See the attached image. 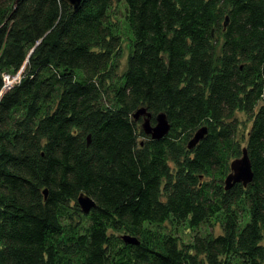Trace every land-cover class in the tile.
Here are the masks:
<instances>
[{"label":"trees","instance_id":"obj_1","mask_svg":"<svg viewBox=\"0 0 264 264\" xmlns=\"http://www.w3.org/2000/svg\"><path fill=\"white\" fill-rule=\"evenodd\" d=\"M237 110L253 178L225 190ZM214 219L182 246L152 227ZM0 264H264V0H0Z\"/></svg>","mask_w":264,"mask_h":264},{"label":"water","instance_id":"obj_2","mask_svg":"<svg viewBox=\"0 0 264 264\" xmlns=\"http://www.w3.org/2000/svg\"><path fill=\"white\" fill-rule=\"evenodd\" d=\"M73 9H76L81 0H63ZM17 2V0H16ZM228 18H225L223 26L225 27ZM134 120H140V128L145 136H149L151 139H160L165 136L169 129L170 123L164 112L160 111L154 115V123H151V114L145 107H139L132 114ZM207 133L206 126H200L187 141V149H192ZM86 142H90V134L86 136ZM253 171L251 168V163L247 154L245 147L241 148V155L233 160L229 164V172L225 175L223 179V186L225 190L231 188L234 184L241 183L242 186H246L252 181ZM44 198L47 196V190L43 189ZM77 204L79 208L87 213L94 205V200L84 193H80L77 196ZM125 243L138 244V240L135 237L128 235L122 236Z\"/></svg>","mask_w":264,"mask_h":264},{"label":"rangeland","instance_id":"obj_3","mask_svg":"<svg viewBox=\"0 0 264 264\" xmlns=\"http://www.w3.org/2000/svg\"><path fill=\"white\" fill-rule=\"evenodd\" d=\"M112 12L116 13L115 16H113V18L117 20L118 33L121 37V43H120L121 52H120L119 57L114 59L116 72L118 75H120L126 69V57L129 52V42H128L129 33L127 31L125 23L123 22V15H122L123 5L114 4L112 8ZM214 39L217 40V46L215 49V54L217 55L220 52V43L222 39L220 35H217ZM19 73L17 72L15 75L11 77H8V76L5 77V85L7 86L6 89H8V86L11 85L17 78L19 79L20 77ZM231 120L236 121V127L234 128L233 141H234V144H237L241 150V148H243V146L245 145L246 132L251 124V119L248 115H246L242 111L237 110L233 113ZM139 140H143V137H139ZM187 141L185 142V145L187 144ZM237 157H235L232 154L227 159L226 161V164L228 166L227 173L229 172V164L231 160ZM145 226H148V224H145ZM152 227L157 228L160 231L161 235L170 234L176 237L179 246H182V244L190 243L192 241V237L195 234L202 235L206 232H209V233H212L213 235H217L221 233V229L219 227V222L217 219L212 220L211 223L205 226H201L197 228L196 230H192L188 228L186 224H174L170 220H166L163 223L159 224L158 226L155 225Z\"/></svg>","mask_w":264,"mask_h":264},{"label":"built area","instance_id":"obj_4","mask_svg":"<svg viewBox=\"0 0 264 264\" xmlns=\"http://www.w3.org/2000/svg\"><path fill=\"white\" fill-rule=\"evenodd\" d=\"M19 73V72H18ZM8 75H5L4 76V79H5V77H7ZM9 77V76H8ZM18 79V78H17ZM10 87V85L8 86V88ZM7 88V86L5 85V89Z\"/></svg>","mask_w":264,"mask_h":264}]
</instances>
